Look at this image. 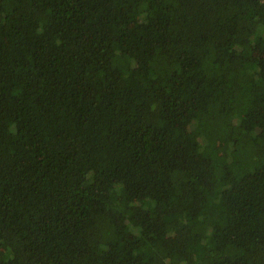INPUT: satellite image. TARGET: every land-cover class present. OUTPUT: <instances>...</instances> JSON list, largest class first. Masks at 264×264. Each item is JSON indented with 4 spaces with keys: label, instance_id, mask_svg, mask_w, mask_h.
Segmentation results:
<instances>
[{
    "label": "trees",
    "instance_id": "1",
    "mask_svg": "<svg viewBox=\"0 0 264 264\" xmlns=\"http://www.w3.org/2000/svg\"><path fill=\"white\" fill-rule=\"evenodd\" d=\"M0 264H264V0H0Z\"/></svg>",
    "mask_w": 264,
    "mask_h": 264
}]
</instances>
